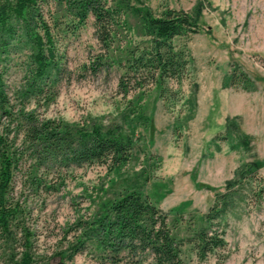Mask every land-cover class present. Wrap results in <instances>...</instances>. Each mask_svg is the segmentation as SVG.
<instances>
[{
	"label": "rangeland",
	"instance_id": "1",
	"mask_svg": "<svg viewBox=\"0 0 264 264\" xmlns=\"http://www.w3.org/2000/svg\"><path fill=\"white\" fill-rule=\"evenodd\" d=\"M140 1L139 8L148 7L155 14L166 7L192 12L202 5L201 31L174 42L191 58L189 76L182 83H167L168 100L157 86L125 97L119 87L122 71L118 65L112 59L98 63L103 50L93 18L75 34L58 36L63 76L49 93L51 100L33 99L25 112L71 125L120 124L132 136L134 147L131 161L116 171L107 166L74 165L61 169L64 183L50 174L48 183L60 186L61 180L62 186L40 196L31 193L28 165L20 168L13 195L26 199L31 210L28 226L36 235L38 264H111L90 250L72 261L57 254L74 240L72 234L66 235L68 226L91 216L100 202L131 188L165 213L179 209L181 220L169 217L174 232L180 238L191 236L236 170L252 161L262 165L259 178L245 183L236 194L234 209L222 221L226 251L199 261L192 246L185 245L183 259L185 264H264V0ZM43 11L49 24L54 22L51 17L62 16L53 2ZM28 54L19 45L2 62L11 97L25 82ZM233 65L248 74L255 90L224 87ZM139 106L142 119L134 112ZM233 119L239 133L250 138V150H245L238 135L228 132V120ZM0 264H10L1 244Z\"/></svg>",
	"mask_w": 264,
	"mask_h": 264
},
{
	"label": "trees",
	"instance_id": "2",
	"mask_svg": "<svg viewBox=\"0 0 264 264\" xmlns=\"http://www.w3.org/2000/svg\"><path fill=\"white\" fill-rule=\"evenodd\" d=\"M51 2L62 14L51 17L53 24L45 20L43 11ZM141 4L140 0H0V244L10 264H38L41 259L35 252V232L28 226L31 210L26 199L13 195L14 178L23 165H28L31 193L40 196L62 186L61 169L99 165L116 171L132 158L133 138L120 124L71 125L25 112L33 99L51 100L49 93L63 76L58 36L75 34L93 18L103 50L98 63L112 59L118 65L125 97L157 86L168 100L167 83L188 78L191 58L174 42L201 31L202 5L192 12L166 7L155 14L148 7L139 8ZM19 45L28 49V74L12 98L1 65ZM224 87L255 90L254 81L238 65L225 77ZM134 112L142 119L140 106ZM227 130L238 135L245 150L251 149L250 138L239 133L235 119L228 120ZM261 168L252 161L237 169L225 192L217 194L213 207L201 218L200 228L185 238L175 234L169 220L171 214L175 220L182 219L179 209L165 213L139 190H123L114 199L100 202L88 218L68 226L66 235L72 234L74 240L57 257L72 261L90 250L111 264H185L183 247L190 245L199 261L207 260L226 251L222 221L234 209L236 194L249 179L259 178ZM50 174L61 177L60 186L48 183Z\"/></svg>",
	"mask_w": 264,
	"mask_h": 264
}]
</instances>
